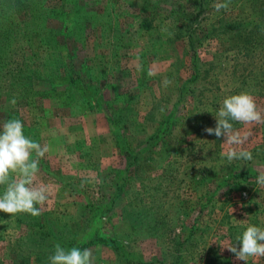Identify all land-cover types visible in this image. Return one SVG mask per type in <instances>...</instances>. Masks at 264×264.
Here are the masks:
<instances>
[{"label":"rangeland","instance_id":"obj_1","mask_svg":"<svg viewBox=\"0 0 264 264\" xmlns=\"http://www.w3.org/2000/svg\"><path fill=\"white\" fill-rule=\"evenodd\" d=\"M217 2L0 0V125L19 118L48 146L38 177L52 187L38 216L0 211V264H50L56 243L91 234L101 208L103 231L133 257L102 243L88 247L93 264H264L220 245L264 228V123H234L253 159L231 164L224 138L204 131L229 95L250 92L264 109V0L220 12ZM92 85L100 106L83 94ZM171 110V131L145 151Z\"/></svg>","mask_w":264,"mask_h":264},{"label":"clouds","instance_id":"obj_2","mask_svg":"<svg viewBox=\"0 0 264 264\" xmlns=\"http://www.w3.org/2000/svg\"><path fill=\"white\" fill-rule=\"evenodd\" d=\"M230 0L214 4L216 12L228 9ZM162 31L166 32L164 28ZM157 71L149 68L147 75L153 77ZM163 84L167 87L171 81L165 77ZM16 104L15 98L11 101ZM212 112V111H211ZM217 119L216 126L206 127L208 135L224 138L226 148L221 157L229 164L233 160L243 159L251 161L252 152L244 147L250 133L234 128V123L249 126L264 123V109L247 91L229 95L221 102L219 110L214 112ZM49 151L48 146L26 136L24 122L19 118H12L0 125V211L15 216L27 213L32 216L41 214V207L52 195L51 185L39 180V161ZM210 167V166H209ZM256 184L264 187V172L257 177ZM236 244L220 243L221 250L227 248L240 261L248 262L249 258L264 257V228L249 225L236 238ZM215 242V241H214ZM50 264H93V252L89 248L73 246L66 249L56 243L54 253L48 257Z\"/></svg>","mask_w":264,"mask_h":264},{"label":"trees","instance_id":"obj_3","mask_svg":"<svg viewBox=\"0 0 264 264\" xmlns=\"http://www.w3.org/2000/svg\"><path fill=\"white\" fill-rule=\"evenodd\" d=\"M196 16H197V14H195V17ZM61 35L66 36L67 34L62 33ZM50 43L52 44L53 48L56 49L55 45L58 44L59 41L57 39L52 38L50 40ZM71 73H74V74H72L73 80H78V78H80V74H78L75 69L71 70ZM73 83H75V82H73ZM86 87L82 88V90L84 91L83 94L85 95V97H87L91 102L94 101V103H98V106H100V103L97 102V100H96L95 87L93 85L89 86L87 88ZM102 106L103 105H101V107ZM175 120H176L175 110L169 111L163 117L158 128L151 135H149L146 138V140H145L146 148L144 147L145 151H147V149H149L151 146H155L157 143L162 141L167 136V134H169L172 126L175 123ZM114 131H115V133L117 132L116 130H114ZM122 154H128V155L132 156L135 160L140 157L139 152H133L131 150L129 151L128 149L122 151ZM122 179H120V180H122ZM121 184H122V182L118 185V188L121 186ZM120 190H121V188H120ZM102 211H103L102 208L98 211H95L96 225L91 229L90 235H88L85 238L77 239V240L76 239H69L66 242H62L61 246L65 247L66 249H70L73 246L80 247L81 249H83V248H88L91 245H97V244L105 243V244H108L109 246L112 247V249L115 251V253L118 255V257L120 259L121 258L128 259L129 262H131L132 257H133V251L130 248V246L121 242L119 239L115 238L114 236L106 234L105 231H103V228L100 225V218H101ZM44 223H45V221H43V223H39V226L42 229L45 225ZM50 233H51V231L41 230V233H39V235L41 236L42 240H45V238H47L50 235ZM173 264H175V263L173 262Z\"/></svg>","mask_w":264,"mask_h":264}]
</instances>
